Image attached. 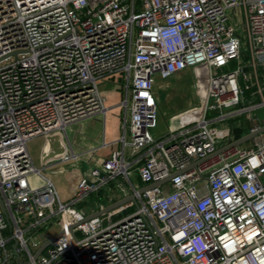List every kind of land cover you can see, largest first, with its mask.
<instances>
[{"label":"built area","instance_id":"obj_1","mask_svg":"<svg viewBox=\"0 0 264 264\" xmlns=\"http://www.w3.org/2000/svg\"><path fill=\"white\" fill-rule=\"evenodd\" d=\"M185 71L197 101L160 137L156 83ZM106 82L122 149L64 201L28 145L106 116ZM261 109L264 0H0V264H264V132L231 133ZM110 184L128 201L88 219Z\"/></svg>","mask_w":264,"mask_h":264},{"label":"crops","instance_id":"obj_2","mask_svg":"<svg viewBox=\"0 0 264 264\" xmlns=\"http://www.w3.org/2000/svg\"><path fill=\"white\" fill-rule=\"evenodd\" d=\"M190 78H192V81H194L193 73L191 71H185L165 81L167 82V85L180 83L181 81L185 80L190 83ZM156 90L159 94H161L157 83ZM119 104L113 107H108L106 116H96L94 118L86 119L69 126L65 134L63 136H60L61 145L64 148V153L60 156L58 155L57 157H55L54 161L50 160L51 164L49 165V168L47 170L51 171L54 176L55 182L57 184H61L59 173L66 172V164L70 165L69 167L72 169L71 173L73 172L74 175V182L68 190H61V197L64 201H68L73 197L78 181L82 177L87 176L91 168L101 164L104 160L109 159L112 156L113 152L122 149L119 140L123 132V117L125 115V112L124 109L119 106ZM234 123L231 132L232 138L234 140H239L249 134L253 127V122L245 119L240 122ZM225 127L226 126H224L223 128L220 127V129L225 130ZM166 134L167 131L165 130L159 136L162 137ZM44 140L45 142L41 150V159L43 157V153L45 156V152H47L49 149L46 139ZM226 140L227 139H222L221 142L223 143V145L226 144ZM66 154H73L74 159L68 162L58 160ZM125 155L127 159L131 158L132 153L129 148L125 150ZM49 177L52 179L51 176ZM118 191L119 189L115 184H110L106 188L102 189L98 194H94L93 196L97 197L96 199L99 200L98 202H107L111 205L115 203V200L118 199L119 195L122 197L121 194H118ZM93 196H91L90 199H92Z\"/></svg>","mask_w":264,"mask_h":264},{"label":"rangeland","instance_id":"obj_3","mask_svg":"<svg viewBox=\"0 0 264 264\" xmlns=\"http://www.w3.org/2000/svg\"><path fill=\"white\" fill-rule=\"evenodd\" d=\"M157 85L160 89L161 94H159V95L161 96V100H160L159 127L155 131V133L157 135H160L163 133V131H165V130L167 131V125H166L165 120L163 119V116H164V118L169 119V117L172 114L177 113V110L179 112L183 109L188 108L191 104L195 103L197 101V98H196L192 78H190V83L185 80V81H181L180 83L167 85L166 81L159 80L157 82ZM101 90H102L103 95L107 99V107H113V106L119 104V102L124 97V92L119 90L117 85H115L111 82L104 83L101 86ZM160 96H159V98H160ZM256 114L259 116V118L264 120V110L261 109ZM176 124H177L176 120L172 121L170 123V125L172 127H175ZM228 124L229 123H227V125ZM224 126H226L225 123L219 125V127H224ZM44 142H45L44 138L40 137V138H36V139L32 140L28 145L29 152H30L31 157L34 161V165L38 169L42 168L41 150H42V147L44 145ZM218 146L219 147L223 146V143L221 142ZM69 166H70L69 164H66V169H65L66 172L59 173V176L61 178V184H57L55 182L54 176L50 170L45 171L46 176L52 177V180L55 182L57 188L59 189L60 196H62L61 190H63V189L68 190L71 187L72 183L74 182V179H73L74 175H73V172L71 173L72 169ZM133 182H134V184L139 183L136 178L133 179ZM118 192H119L118 194H121L120 191H118ZM119 196H118V199L115 200V203L122 200V197L121 196L119 197ZM96 198H97L96 196H93L92 199L88 200L87 204L82 205L83 210L88 215L92 214L95 211V205H97V203L99 201ZM93 209H94V211H93Z\"/></svg>","mask_w":264,"mask_h":264},{"label":"water","instance_id":"obj_4","mask_svg":"<svg viewBox=\"0 0 264 264\" xmlns=\"http://www.w3.org/2000/svg\"><path fill=\"white\" fill-rule=\"evenodd\" d=\"M263 132H264V126L262 128H260L258 131L249 133L246 136L242 137L241 139L233 142L232 145H242V144H245V143L251 141L256 136H258L259 134H261ZM60 138H61L60 135H56V136H52V137H47L46 138V142L48 143L49 149L46 152V155L44 156V158L42 159V163H45L48 160L54 159L58 155L60 156V155H62L64 153V148L61 145V139ZM170 179H171V177L168 178V179H166V180H164V181H162V182H160V183L155 184L154 186L163 185V184L169 182ZM127 201L128 200H121V201H119V202H117L115 204H112V205L108 206L107 209L104 212H100V213H97V214H95L93 216H90L88 219H91V218H93L95 216H98L100 214L109 212V211H111V210H113L115 208H118L119 206L125 204ZM61 235H62V233L57 234L56 236H54L53 238H51L50 240H48L47 242H45V244L39 250L38 254H40L43 251H45Z\"/></svg>","mask_w":264,"mask_h":264},{"label":"bare ground","instance_id":"obj_5","mask_svg":"<svg viewBox=\"0 0 264 264\" xmlns=\"http://www.w3.org/2000/svg\"><path fill=\"white\" fill-rule=\"evenodd\" d=\"M80 156H82V155H80Z\"/></svg>","mask_w":264,"mask_h":264}]
</instances>
